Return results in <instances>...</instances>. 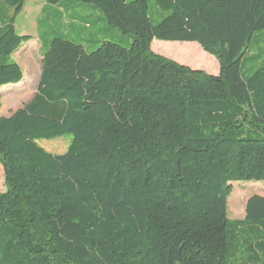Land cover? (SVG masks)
<instances>
[{
  "label": "trees",
  "instance_id": "16d2710c",
  "mask_svg": "<svg viewBox=\"0 0 264 264\" xmlns=\"http://www.w3.org/2000/svg\"><path fill=\"white\" fill-rule=\"evenodd\" d=\"M25 1L0 0V89L23 79ZM44 2L98 10L122 35L93 51L39 38L36 93L0 117V264H264V197L227 217L232 183L264 182V50L245 58L264 0ZM154 40L198 44L218 75ZM66 134L64 154L38 145Z\"/></svg>",
  "mask_w": 264,
  "mask_h": 264
},
{
  "label": "rangeland",
  "instance_id": "374dc122",
  "mask_svg": "<svg viewBox=\"0 0 264 264\" xmlns=\"http://www.w3.org/2000/svg\"><path fill=\"white\" fill-rule=\"evenodd\" d=\"M148 4L152 5L151 0H148ZM44 5V0H28L22 13L15 19L14 26L17 34L28 37L30 40L24 43L12 56V59L21 67L23 80L21 84L18 83L19 85L10 84L0 89L2 97L0 117L11 116L15 111L23 107L36 93L42 70L41 43L38 38L48 36L47 38L52 40L54 38L52 33L59 34L60 36L65 35L69 40L81 44L85 50L93 51L97 44L105 40L119 42L117 41V37L108 35L105 29L111 30L115 36L122 35L118 28L110 27L103 20V15L98 10L94 11L88 7L76 6L67 11L61 19L59 17L56 18L55 13L48 14L47 11L42 12ZM85 6L90 5L85 4ZM52 7L53 10L60 9L58 6ZM59 11L61 12V10ZM72 13L75 14L73 15L75 17L71 15ZM78 16H85L87 20L94 19L91 28H87L82 21L76 19ZM42 20H44L45 24H42ZM91 42L96 43L92 44ZM121 44L128 46L127 43ZM198 48L200 47L196 43H171L158 40H154L151 43V51L154 54H158L154 51L163 52L164 54L158 55L187 66L192 70H200L209 75L217 76L219 68L216 59L201 49L199 51ZM263 50L264 30L254 33L250 45L246 50L245 58L257 55ZM250 70H254L251 67V62L245 63L242 67V73L249 75L247 71L250 72ZM71 140L72 135L66 134L54 139L40 140L38 141V145L47 153L61 155L67 151ZM4 181V171L0 164V193L5 191ZM254 195L264 197V182L232 183V192L227 199L228 219H244L246 202Z\"/></svg>",
  "mask_w": 264,
  "mask_h": 264
},
{
  "label": "crops",
  "instance_id": "0c3cea01",
  "mask_svg": "<svg viewBox=\"0 0 264 264\" xmlns=\"http://www.w3.org/2000/svg\"><path fill=\"white\" fill-rule=\"evenodd\" d=\"M27 1H28V0L25 1V4H26ZM25 4H24V7H25ZM24 7H23V9H24ZM59 10H61V12H60ZM22 11H23V10H22ZM43 11H47L48 14H50V13H51V14H52V13H60V14H62V13H63V14L65 15V14L67 13V12H64L63 9H61V8H60V9H55V10H53V7H48V6H46V5H44V8H43L42 12H43ZM52 11H53V12H52ZM21 13H22V12H21ZM21 13H20V14H21ZM71 15L73 16V15H75V14L72 13ZM73 17H75V16H73ZM78 17H82V16H78ZM99 17H100V16H99ZM76 19H78V18L76 17ZM74 21H75V19H74ZM88 21H89L90 24H85V26H86L87 28H91L92 24L94 23V22H93L94 19H90V20H88ZM42 22H44V20H42ZM14 25H15V24H14ZM105 31H106L107 33H111L112 35H115V34H113V32L110 31L109 29H105ZM38 40H39V38H38ZM39 42H40V41H39ZM154 52H155V53H158V54H164L163 52H160V51H154ZM22 80H23V79H22ZM21 82H22V81H21ZM21 82H20L19 84H21ZM19 84H18V85H19ZM18 85H17V86H18ZM15 87H16V86H15Z\"/></svg>",
  "mask_w": 264,
  "mask_h": 264
},
{
  "label": "bare ground",
  "instance_id": "6f19581e",
  "mask_svg": "<svg viewBox=\"0 0 264 264\" xmlns=\"http://www.w3.org/2000/svg\"><path fill=\"white\" fill-rule=\"evenodd\" d=\"M152 49H153V45H152ZM198 50L200 51V48H198ZM9 86V85H8ZM238 197V196H237ZM229 203V202H228Z\"/></svg>",
  "mask_w": 264,
  "mask_h": 264
}]
</instances>
